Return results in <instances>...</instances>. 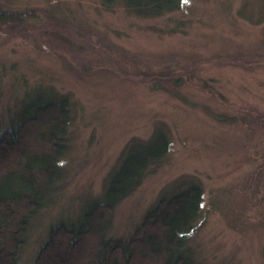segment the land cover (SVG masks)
Here are the masks:
<instances>
[{"label":"rangeland","instance_id":"obj_1","mask_svg":"<svg viewBox=\"0 0 264 264\" xmlns=\"http://www.w3.org/2000/svg\"><path fill=\"white\" fill-rule=\"evenodd\" d=\"M36 91L68 96L70 125L19 263L94 264L92 236L47 245L50 229L102 194L132 140L161 128L169 151L115 206L107 237L130 241L161 194L196 182L185 242L197 263L264 264V0H183L156 17L103 0H0V122Z\"/></svg>","mask_w":264,"mask_h":264},{"label":"trees","instance_id":"obj_2","mask_svg":"<svg viewBox=\"0 0 264 264\" xmlns=\"http://www.w3.org/2000/svg\"><path fill=\"white\" fill-rule=\"evenodd\" d=\"M103 3L107 7L122 5L137 16L156 17L178 10L183 0ZM69 125V97L45 91L27 95L7 123L0 122V264H21L17 250L28 220L61 177ZM169 147V138L161 128L145 141L132 140L121 153L102 194L88 201L75 219L61 220L51 228L46 244L63 234L71 248L84 236H92L94 264H133L134 253L139 259L134 264H198L185 242L200 215L202 187L196 182L161 194L144 213L130 241L107 237L115 206L141 184ZM116 254L120 256H113ZM31 264L40 263L37 260Z\"/></svg>","mask_w":264,"mask_h":264}]
</instances>
